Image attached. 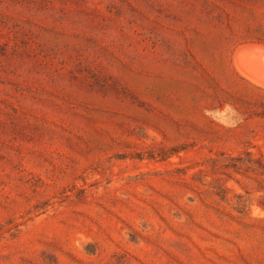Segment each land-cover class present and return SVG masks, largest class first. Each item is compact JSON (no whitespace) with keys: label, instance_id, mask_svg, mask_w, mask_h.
Returning a JSON list of instances; mask_svg holds the SVG:
<instances>
[{"label":"rangeland","instance_id":"374dc122","mask_svg":"<svg viewBox=\"0 0 264 264\" xmlns=\"http://www.w3.org/2000/svg\"><path fill=\"white\" fill-rule=\"evenodd\" d=\"M259 39L264 0H0V264H264Z\"/></svg>","mask_w":264,"mask_h":264},{"label":"bare ground","instance_id":"6f19581e","mask_svg":"<svg viewBox=\"0 0 264 264\" xmlns=\"http://www.w3.org/2000/svg\"><path fill=\"white\" fill-rule=\"evenodd\" d=\"M254 49H255L256 53H259V51H260L259 48L254 47ZM253 58H255V57H253ZM261 60H264V57H262L260 55L255 58L256 62L261 61ZM259 67L261 68V70H263L264 64H262ZM239 70H240V73H242L243 75L247 76L248 78L255 81L256 83L264 86V73L259 72V70L257 71L256 68H251V67L245 68V69L240 67Z\"/></svg>","mask_w":264,"mask_h":264},{"label":"trees","instance_id":"16d2710c","mask_svg":"<svg viewBox=\"0 0 264 264\" xmlns=\"http://www.w3.org/2000/svg\"><path fill=\"white\" fill-rule=\"evenodd\" d=\"M258 41H259L260 43H264V42H263L262 40H260V39H259ZM236 109H238V108H236ZM252 115L264 119V111H262V112H253Z\"/></svg>","mask_w":264,"mask_h":264},{"label":"water","instance_id":"95a60500","mask_svg":"<svg viewBox=\"0 0 264 264\" xmlns=\"http://www.w3.org/2000/svg\"><path fill=\"white\" fill-rule=\"evenodd\" d=\"M251 50H252V47H247V49L245 50V51H247V52H251Z\"/></svg>","mask_w":264,"mask_h":264}]
</instances>
